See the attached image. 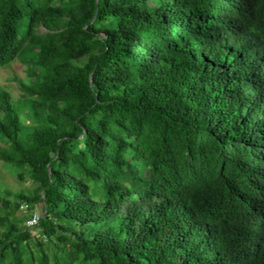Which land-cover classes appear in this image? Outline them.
<instances>
[{"label":"trees","instance_id":"16d2710c","mask_svg":"<svg viewBox=\"0 0 264 264\" xmlns=\"http://www.w3.org/2000/svg\"><path fill=\"white\" fill-rule=\"evenodd\" d=\"M13 61L0 264H264V0H0Z\"/></svg>","mask_w":264,"mask_h":264},{"label":"rangeland","instance_id":"374dc122","mask_svg":"<svg viewBox=\"0 0 264 264\" xmlns=\"http://www.w3.org/2000/svg\"><path fill=\"white\" fill-rule=\"evenodd\" d=\"M14 79H18L22 83H28L29 77L25 71V67L21 65L19 61H13L4 68L0 69V87L10 94L13 100H20L23 97L22 89ZM1 145V144H0ZM22 170H16L12 166L5 164L0 161V191L6 190L11 192L13 195L24 194L29 195L35 188V185L31 182L28 176H24L23 180L18 178L19 173H22ZM36 217L40 216V210L38 208L33 212ZM3 214V212H0ZM27 212L22 211L19 208L15 212L14 218L21 219ZM0 231L2 229L0 228ZM39 231H33L35 238L39 237ZM54 249L46 251L50 259Z\"/></svg>","mask_w":264,"mask_h":264},{"label":"built area","instance_id":"2783aa9c","mask_svg":"<svg viewBox=\"0 0 264 264\" xmlns=\"http://www.w3.org/2000/svg\"><path fill=\"white\" fill-rule=\"evenodd\" d=\"M21 209H26V207H25V206H24V207H21ZM37 222H38V217H36V216L34 215L33 218L30 219V220L26 223V226H27L28 228H32V227H34V226L37 225Z\"/></svg>","mask_w":264,"mask_h":264}]
</instances>
